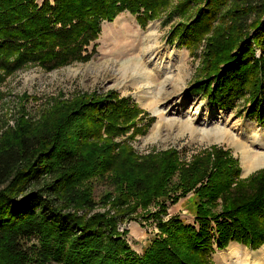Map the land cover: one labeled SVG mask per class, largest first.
<instances>
[{
    "label": "trees",
    "instance_id": "trees-1",
    "mask_svg": "<svg viewBox=\"0 0 264 264\" xmlns=\"http://www.w3.org/2000/svg\"><path fill=\"white\" fill-rule=\"evenodd\" d=\"M172 1L0 0V80L28 64L51 71L86 62L103 21L126 11L145 27ZM172 8L167 18H187L169 40L193 56L202 42L200 77L188 90L219 109L242 99L245 115L264 127V0ZM48 110L35 123L19 117L0 136V264H215L212 253L230 242L264 245V168L242 179L238 159L214 145L189 162L175 149L138 155L130 142L154 119L115 91ZM98 183L110 190L95 201ZM189 193L195 224L164 219L167 202ZM134 216L154 219L158 230L141 254L118 230Z\"/></svg>",
    "mask_w": 264,
    "mask_h": 264
},
{
    "label": "rangeland",
    "instance_id": "rangeland-1",
    "mask_svg": "<svg viewBox=\"0 0 264 264\" xmlns=\"http://www.w3.org/2000/svg\"><path fill=\"white\" fill-rule=\"evenodd\" d=\"M36 1L40 3L42 0ZM177 1L173 0L171 6L161 14L159 19L149 21L145 27H141L135 17L126 11L118 14L111 22L103 21L100 25L99 36L95 40V53L86 62L74 61L51 71H45L36 64H28L3 77L0 80V136L6 130L14 128L21 116L30 123H35L47 114L48 109L53 105L75 100L82 95L102 96L109 91H115L120 97H128L131 102L137 104L154 119L144 135L136 136L130 142V146L138 155L175 149L183 162H189L192 156L208 150L214 145L229 149L231 154L238 159L241 168L240 178L242 179L247 178L258 169L264 168L261 166L244 174L239 147L233 143L200 141L197 138V131L191 135L190 132H181L175 127V121L186 119L191 121L192 126L196 129L230 128L233 135L239 136L241 140H245L244 142L251 144L252 147L258 146L257 148L264 149V142H262L264 141V127L245 115L242 99L236 101L233 109H219L208 104L202 95H195L188 90L190 85L200 77L202 42L196 55L193 56L190 50L178 41L169 40L170 29L179 20L184 21L187 18L178 14H174L170 18L166 17ZM87 49L90 51L91 45ZM258 54L259 51L256 50V55ZM135 56L141 60L144 71L152 72L149 75V83H146L148 89H143L145 87L144 79H132L135 81L131 83L130 77L124 79L118 77L115 72L114 68H116L117 62ZM140 71L142 70L140 69ZM1 74L0 71V76ZM152 90L158 92L160 97V102L157 104L160 110L159 116L169 120L163 123L171 122L173 125L172 127L170 125L161 126L153 138L147 139L159 117L152 113L150 109L152 106L144 105L143 102L147 99L140 93L142 91L145 92L144 94H148ZM254 135L260 138L258 143L255 141L252 143L251 138ZM121 139L123 137L115 140ZM262 149L259 150L264 151ZM109 190L110 188L99 183L95 184L93 187L94 200L98 201L104 191ZM149 209L153 211L155 208L150 207ZM194 211L195 197L189 193L175 204L171 205L167 202V214L163 218L176 215L185 223L194 225ZM118 230L127 231L126 241L136 254H141L149 241L158 234L154 219H146L143 216H134L123 221L119 224ZM246 249L251 258L250 260L247 258V264H258L256 252L262 248H258V250ZM227 251L229 252L228 247L221 251H214L211 255L214 263L224 264L223 255ZM241 252L239 254L235 252L236 257L230 255V258H233L228 260L229 264L245 262L244 256L240 255Z\"/></svg>",
    "mask_w": 264,
    "mask_h": 264
},
{
    "label": "bare ground",
    "instance_id": "bare-ground-1",
    "mask_svg": "<svg viewBox=\"0 0 264 264\" xmlns=\"http://www.w3.org/2000/svg\"><path fill=\"white\" fill-rule=\"evenodd\" d=\"M114 69H115V72L117 73L118 77L120 76V77H123L124 79H127L130 77L131 83H134V81H135V80L132 81V79H136V78L144 79L145 87H143V89L149 88L148 85H146V83H149V79H150L149 75H151L152 72L143 70L142 62L138 57L135 56V57H130V58H126V59L121 60V61L116 63V68H114ZM140 69L142 71H140ZM138 71H140V72H138ZM154 91L152 90L148 94L147 93L144 94L145 92H142V91L140 93V94H143V97H145V99H147L146 101L144 100V102H143L144 105L145 106H152L150 108L152 113L159 117V120L156 121V123L153 125L151 133H150V135L147 136V139L153 138V136L158 133L161 126L167 127L170 125L172 127V125H173V123H171V122H169V124H164L163 122H168L169 120L168 119L166 120V119L162 118L161 116H159L160 110L158 109L157 104L160 102V97H159L158 92H154ZM160 92H161V90H160ZM174 124H175V127L181 132H187L188 131L192 135V134H195L197 131L198 132V133H196L198 136L197 138L200 141H206L208 143H233L234 145L239 147L240 154H241L240 161L242 164L244 174H247V173L252 172L253 170H255L261 166H264V151L259 150L262 148H257L258 146L252 147L251 144L244 142L245 140L244 141L241 140V138L239 136L233 135L230 128L227 129L224 127H218L215 129H213V128L212 129H209V128L196 129L192 126V122L188 121L186 119L183 121L180 120L179 122L175 121ZM251 141H252V143L254 141L257 142V141H260V138L257 137V135H254V136H252ZM262 142H264V141H262ZM262 150H264V149H262ZM256 253H257L256 259L258 260L256 262L258 264H264V247H262V249L258 250ZM240 255H243L244 256L243 258H245V260H247V258L249 260L251 259L248 251L247 252L246 251L241 252ZM231 258H233V257H231ZM231 258H230L229 252L227 251L223 255L224 264H229L228 260ZM240 259L243 261L242 258H240ZM239 264H246V262L240 261Z\"/></svg>",
    "mask_w": 264,
    "mask_h": 264
},
{
    "label": "crops",
    "instance_id": "crops-1",
    "mask_svg": "<svg viewBox=\"0 0 264 264\" xmlns=\"http://www.w3.org/2000/svg\"><path fill=\"white\" fill-rule=\"evenodd\" d=\"M232 245V246H231ZM231 246V247H230ZM239 246H242V247H239ZM264 246V245H262ZM262 246L260 248H262ZM230 247V248H229ZM245 246L241 245V244H238L236 242H230L229 245H228V250H229V254L231 256H234L235 252L236 254H239L240 251L244 252V251H248L246 249V247L244 248ZM259 248V249H260ZM233 250V251H232ZM258 250V249H257ZM249 252V251H248ZM225 253V252H224ZM243 254V253H242ZM246 264H247V260H245Z\"/></svg>",
    "mask_w": 264,
    "mask_h": 264
}]
</instances>
